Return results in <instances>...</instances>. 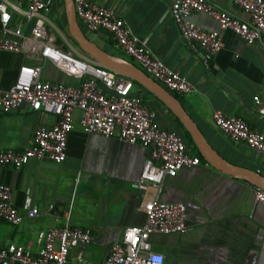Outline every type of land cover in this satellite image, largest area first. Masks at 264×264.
Listing matches in <instances>:
<instances>
[{
	"label": "crops",
	"instance_id": "crops-1",
	"mask_svg": "<svg viewBox=\"0 0 264 264\" xmlns=\"http://www.w3.org/2000/svg\"><path fill=\"white\" fill-rule=\"evenodd\" d=\"M91 1L112 9L153 58L193 85L194 92L179 100L218 155L234 166L264 175V155L225 138L212 121V114L218 111L241 118L264 136V120L259 114V108L264 107V45L247 44L233 32L221 31L210 16L196 13L190 21L203 30L220 32L223 43L204 65L202 53L184 44L169 13L175 0ZM205 1L233 18L247 19L231 0ZM0 2L11 15L10 28L19 27L24 38L30 37L36 17L28 14L27 6L16 0ZM42 15L66 31L63 0H53L51 10ZM79 25L103 51L138 67L115 46L108 33H88ZM46 26L57 46L66 49ZM19 42L18 53L0 51V90L13 85L20 66H39L42 81L79 86L80 81L41 61L27 43ZM142 96L160 128L179 131L174 116L157 98L143 92ZM254 98L259 99V105ZM78 120L79 112L75 111L63 162L29 160L18 169L0 167V185L11 189V203L22 216L18 225L0 222V249L14 245L37 254L44 245L40 231L69 226L89 229L92 238L89 244L70 249L69 257L79 256L81 264L99 263L107 258L125 228L145 221L142 206L151 192L137 190L135 183L149 149L130 145L117 135L85 133ZM56 121V117L34 112L26 104L0 112V149L22 151L31 145L38 127L49 128ZM186 148L189 155L198 156L194 147ZM205 163L164 179L159 199L186 207L188 232L152 236L153 250L165 253L176 264H264V208L254 201L255 186ZM30 209L37 211L35 217H28Z\"/></svg>",
	"mask_w": 264,
	"mask_h": 264
},
{
	"label": "built area",
	"instance_id": "built-area-1",
	"mask_svg": "<svg viewBox=\"0 0 264 264\" xmlns=\"http://www.w3.org/2000/svg\"><path fill=\"white\" fill-rule=\"evenodd\" d=\"M16 1L19 5L27 6L29 15L45 14L53 5V0ZM231 1L247 15L246 20L233 18L205 0H175L169 9L182 41L193 52L202 53L204 65L222 49L223 43L220 32L203 30L194 25L190 21L193 14L210 16L221 31H231L247 44L259 42L264 45V0ZM73 2L77 21L88 33H108L118 49L170 93L184 96L194 92L191 83L147 52L143 42L132 34L112 9L91 0ZM10 20L7 6L0 2L1 52L18 53L19 39H22L37 52L41 61L52 63L66 76L80 81V84L72 87L42 81L39 66L18 68L13 85L7 90H0V112L8 113L26 104L32 111L44 112L56 117L57 121L49 128L38 127L31 145L22 151L0 149V167L18 169L29 160L63 162L68 135L75 123V111L79 112L78 123L85 133L105 137L117 135L130 145L147 147L149 155L143 161L135 183L137 190L151 192L142 206L145 221L138 227L125 228L104 261L85 264H176L165 253L154 251L150 239L154 235L187 233L186 207L181 203L163 202L159 197L164 179L175 177L184 168L199 166V157L188 154L177 132L162 129L156 124L155 114L141 99L132 95L130 80L90 65L67 49L58 47L55 38L48 34L42 18H35L31 36L26 38L19 27L10 28ZM254 102L259 105L258 98H254ZM259 114L264 120V107L259 108ZM212 121L225 138L245 144L257 155H264V136L250 129L241 118L227 117L216 111L212 114ZM11 197V189L0 185V222L18 225L22 216L12 205ZM254 201L264 208V190L254 187ZM36 215L35 209L28 211V217ZM38 236L43 239L44 245L37 254L7 245L0 249V264H81L79 256L69 257V251L85 246L92 240L89 229L69 226L49 228L40 231Z\"/></svg>",
	"mask_w": 264,
	"mask_h": 264
},
{
	"label": "water",
	"instance_id": "water-1",
	"mask_svg": "<svg viewBox=\"0 0 264 264\" xmlns=\"http://www.w3.org/2000/svg\"><path fill=\"white\" fill-rule=\"evenodd\" d=\"M63 4L67 21L66 31H62L55 23L45 18L42 14H32L31 16L42 18L61 40L66 49L77 58L90 65L103 68L131 82L137 83L157 98L178 119L185 132L189 134L197 152L210 167L226 175L242 179L264 190V175L234 166L218 155L205 139L196 123L186 112L178 98L131 62L120 57L109 55L99 48L80 28L76 18L73 0H63ZM177 134L182 136V131H177Z\"/></svg>",
	"mask_w": 264,
	"mask_h": 264
},
{
	"label": "trees",
	"instance_id": "trees-1",
	"mask_svg": "<svg viewBox=\"0 0 264 264\" xmlns=\"http://www.w3.org/2000/svg\"><path fill=\"white\" fill-rule=\"evenodd\" d=\"M132 85H133V89H132V91H133V90H137L136 93H133V92H132V95L136 96L137 98H139V99H141V100L144 99V97L142 96V92H143V93H146V94H149V95H152V94H150L149 92H147V91H146L142 86H140L139 84L132 82ZM172 94H173L176 98H178V99H180V98L182 97V96H180V95H178V94H175V93H172ZM160 103H161V102H160ZM174 119H175V121H176V123H177V125H178V129L182 131V136H181V137H182V139H183V141H184L186 147H187V146H192V147H194V145H193V143H192V140H191L189 134H188L187 132H185V130L183 129L182 125L179 123L178 119L175 118V117H174ZM194 148H195V147H194ZM195 149H196V148H195ZM198 157H199V159H200L201 161H203V159L201 158V156L199 155V153H198Z\"/></svg>",
	"mask_w": 264,
	"mask_h": 264
}]
</instances>
